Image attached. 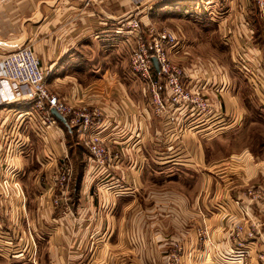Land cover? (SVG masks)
I'll list each match as a JSON object with an SVG mask.
<instances>
[{"label": "crops", "instance_id": "crops-1", "mask_svg": "<svg viewBox=\"0 0 264 264\" xmlns=\"http://www.w3.org/2000/svg\"><path fill=\"white\" fill-rule=\"evenodd\" d=\"M167 1L178 45L186 15L214 22L221 7L218 32L231 36L232 53L246 54L259 100L247 102L256 116L247 121L264 118V20L253 0H0V59L29 47L50 94L73 113L101 111L95 131L108 152L99 165L88 151L92 133L68 118L65 127L49 113L44 132L32 103L0 105V178L22 190L20 199L0 198V264H264V199L246 196L264 191V153L223 158L210 139L241 123L221 74L179 62L183 85L208 108L179 101L162 116L138 79L134 90L123 83L136 34L129 23L147 37ZM185 49L169 51L170 60L182 61ZM65 164L66 189L54 196L65 203L54 207L50 177Z\"/></svg>", "mask_w": 264, "mask_h": 264}, {"label": "built area", "instance_id": "built-area-1", "mask_svg": "<svg viewBox=\"0 0 264 264\" xmlns=\"http://www.w3.org/2000/svg\"><path fill=\"white\" fill-rule=\"evenodd\" d=\"M253 3L264 20V0H253ZM128 27L136 31L129 65L132 74L141 80L150 92V103L155 113L162 116L166 113L169 105L179 101H183L187 105H195L201 111L206 110L208 108L207 100L198 93H191L186 89L182 83V79L185 77L184 71L173 64L166 55L163 44L175 46L177 44L176 38L171 33L161 34L152 39L151 48L148 49L143 42L139 22L132 21ZM148 50H151L152 53H149ZM153 59H156L158 63V73L154 68ZM158 76L165 80L169 97L167 101L158 92ZM45 78V71L40 69L38 61L29 47L24 46L8 53L0 59V105L16 101L30 102L41 113L40 120L44 126L46 123L53 124L54 121L49 115V110L53 109L65 120L68 118L69 124L72 126L82 127L85 132L92 133L88 150L96 162L102 164L108 152L98 133H94L97 120L102 118L101 111L94 109L90 113H73L69 105L56 99L48 92L45 86ZM1 162L2 157H0ZM69 173V166L63 165L53 176L48 192L50 190L58 193L63 192L66 189ZM50 196L51 204L54 207L65 202V199ZM246 196L248 204H252L255 199H264V191L257 194L256 191L248 190ZM9 197L21 198L22 190L12 179L2 177L0 178V198L7 200Z\"/></svg>", "mask_w": 264, "mask_h": 264}, {"label": "rangeland", "instance_id": "rangeland-1", "mask_svg": "<svg viewBox=\"0 0 264 264\" xmlns=\"http://www.w3.org/2000/svg\"><path fill=\"white\" fill-rule=\"evenodd\" d=\"M221 10H222L221 7L219 10H217L219 14H216L214 22L208 20V16L203 14L193 17L187 15L186 17H184L185 15L183 16L180 15L182 16V19L184 17L185 20L184 40L182 39L183 41H180L179 45H178V40L176 39L177 44L175 46H170L169 44L166 45L163 44V46L169 60H170L169 51L172 52V50L175 51L176 49H179L180 45L185 47L186 49L183 50V53L181 55H179L180 58H182V61L180 59H179L180 61L177 60L175 62L171 60L170 61L176 66L180 64L179 62L184 63L188 67H192L195 62L200 64L201 66L205 65L206 68L209 69L210 71H213L215 75L221 74V76L223 77L224 85L222 92L224 93L225 97L227 98L229 96L234 97L233 100L234 102L231 101L230 103L228 101L229 109L232 111L231 114L235 113V109L237 110V113L235 114H238L242 124L240 123V126L236 129H233L231 132L230 131H227L226 133L222 132V134L218 132L210 136V139L213 138V141L216 140L218 142V146H214L215 147L214 154H216L217 156H222L223 158H227V159H229L230 156L236 154L239 155L238 157H247L250 156L252 153L256 154L258 152H260V154L263 156L264 118L261 115H259L260 120L255 119L256 122L254 123L247 121V120L251 121L252 118H256V116L254 117L252 114L248 116L249 113L247 111V102H249L248 103L249 107L252 108L253 105L256 104L259 100L258 97L255 95L252 82H250L249 84L246 79V77H249V68L247 65L246 54L242 52H238L237 54L232 53L230 46L232 45L233 40L231 36L223 33L220 34L218 32V27L215 21H217L218 18L222 16L220 14ZM157 11H158L157 13L158 15L156 14L155 16L156 27L153 26L154 29L146 33L147 37L143 36L142 38L144 44L148 49L151 48V42L154 37H157L161 34H170V13L172 12V9H170V2L164 5L162 4V6L160 5ZM191 14H196V13L195 11H193L191 12ZM148 52L152 53L151 50H148ZM130 54H131V49H130V53L128 51L126 52L125 61L127 63L125 62V65L123 67L124 70L120 71V72H124V75L122 77V79L124 80L123 83H125L127 87L132 86L131 88L132 90H134L133 88H138L140 86L139 84L140 82L145 89L144 90L145 94L149 96V100H150L151 94L146 89L144 83L132 74L130 65H129V69L127 68ZM120 72H116V73H120ZM227 77H229V79ZM159 78L163 81V87H165L163 88V90H161V88L159 87V83H158ZM136 79H138L139 82H137ZM157 83H158V92L162 97V93L163 92L166 93L165 89H167V87L165 86V80L161 76H158ZM33 110L36 109L34 108ZM40 117L41 115H39V119ZM44 127H45L43 128L44 132H46L50 128L48 123H46ZM46 128L48 129L46 130ZM95 130L96 128L94 129V133H97ZM214 138H217L218 140ZM33 140L35 139L33 138ZM248 151L249 153L251 152V154H249ZM261 151H263V153ZM236 164L238 163H235V165ZM66 165H68L70 168V173H69V177H70L71 167L69 164ZM239 167H243V166H239ZM60 168H58L57 171H59ZM56 172L53 173V175L50 177V185L52 183V178L56 174ZM12 180L13 182H16L20 186L18 181L14 179ZM34 183L36 186H38L37 184L41 182L34 181ZM48 194L55 196L56 191L50 190ZM61 214L64 215L65 213H61Z\"/></svg>", "mask_w": 264, "mask_h": 264}, {"label": "water", "instance_id": "water-1", "mask_svg": "<svg viewBox=\"0 0 264 264\" xmlns=\"http://www.w3.org/2000/svg\"><path fill=\"white\" fill-rule=\"evenodd\" d=\"M173 1L176 2V1H179V0H173ZM153 64H154L155 70L158 72L159 69H158V63H157L156 59H153ZM49 113H50V115L52 116V118L55 121L59 122L60 124H62L65 127H67V123H66L65 118H63L62 116H60L59 114H57L53 109H50L49 110Z\"/></svg>", "mask_w": 264, "mask_h": 264}]
</instances>
